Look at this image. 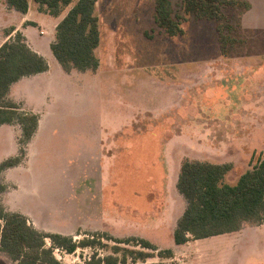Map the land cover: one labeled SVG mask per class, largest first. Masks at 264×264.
I'll use <instances>...</instances> for the list:
<instances>
[{
	"label": "rangeland",
	"instance_id": "obj_1",
	"mask_svg": "<svg viewBox=\"0 0 264 264\" xmlns=\"http://www.w3.org/2000/svg\"><path fill=\"white\" fill-rule=\"evenodd\" d=\"M29 1L33 21L19 33L48 69L7 94L38 116V127L21 163L1 174L5 208L73 241L148 240L157 250L146 263L264 264V221L183 245L174 244L172 223L184 203L172 183L178 160L227 164L223 181L235 184L264 159V0H237L221 9L220 21L180 12L178 36L156 26L154 0H97L99 66L68 72L49 48L54 15ZM172 3L178 11L179 0ZM16 20L0 14V45ZM225 21L235 42L221 46L217 26ZM21 137L19 124L2 127L0 162L19 155ZM101 242L73 254L56 249L54 256L78 264L93 253L112 254L115 243ZM168 249L172 258L156 256ZM0 264L12 262L0 253Z\"/></svg>",
	"mask_w": 264,
	"mask_h": 264
},
{
	"label": "trees",
	"instance_id": "obj_2",
	"mask_svg": "<svg viewBox=\"0 0 264 264\" xmlns=\"http://www.w3.org/2000/svg\"><path fill=\"white\" fill-rule=\"evenodd\" d=\"M47 7L54 16L60 10L73 4L54 30V39L49 44L50 51L65 71H95L99 60L95 50L100 44L98 18L95 14L97 0H34ZM5 4L21 14H26L29 0H4ZM238 4L237 0H179L176 11L172 0H154L153 19L156 26L168 36L183 34L181 27L184 13L194 19L220 21L225 18L223 7ZM233 27L227 23L217 26L221 46L232 44L228 34ZM229 30V32H225ZM15 31L9 30L7 36ZM48 69L46 59L32 50L19 31L0 45V126L17 123L21 127L19 155L0 162V195L6 187L1 181L3 171L21 163L25 157L24 145L28 143L38 127V116L19 108L7 100L11 85L26 76L39 74ZM260 161V162H259ZM227 164L186 160L182 163L176 188L185 200L186 207L173 230L175 245H183L190 240H199L237 232L243 224H262L264 221V159L258 165L243 173L235 184H228L223 178L228 171ZM113 241L110 255L93 253L83 263L78 264H178L156 262L146 263L155 257L151 251L157 248L148 240L129 237L114 239L91 235L79 241L60 233L45 232L35 228L28 218L19 211H10L0 202V253L12 264H62L54 256L58 249L73 254L78 248L95 249L102 246V239ZM50 246H46V240ZM131 245L140 249L122 247ZM159 258H172L170 249L159 251ZM140 262V263H139Z\"/></svg>",
	"mask_w": 264,
	"mask_h": 264
},
{
	"label": "crops",
	"instance_id": "obj_3",
	"mask_svg": "<svg viewBox=\"0 0 264 264\" xmlns=\"http://www.w3.org/2000/svg\"><path fill=\"white\" fill-rule=\"evenodd\" d=\"M69 9H67V11H68ZM67 11L64 13V14H59L58 16H52V17H55L54 19H55V22H54V26H53V33H54V30H55V27H56V25L58 24V22L64 17V15L67 13ZM0 14H3V16L5 15V16H8V17H13V16H15V18L17 19L16 20V23H14L13 25H12V27L15 29V31L12 33V34H14L16 31H21V32H23L24 31V29H21V25H22V23H24V22H29V21H33L31 18V16H30V1H29V8H28V11H27V13L26 14H21V13H17V11H15V10H13V9H10L6 4H5V2H4V0H3V3H1V6H0ZM10 36H13V35H9V36H7V39H8V37H10ZM6 39V40H7ZM33 48V47H32ZM32 50H34L35 52H37L38 54H40V55H42L43 56V54L40 52V50H38L37 48H33ZM44 57V56H43ZM45 58V57H44ZM46 59V58H45ZM47 61V60H46ZM48 64V63H47ZM91 71V70H90ZM43 73V72H42ZM39 74H41V73H39ZM39 74H36V75H39ZM26 77H24V78H21L19 81H21V80H23V79H25ZM19 81H17L16 83H18ZM16 83H14V84H16ZM14 84H13V86H14ZM12 85H11V87H10V89L13 87ZM9 92H10V90H9ZM8 92V93H9ZM5 125H9V124H3V125H1L0 126V130L2 129V127H4ZM10 128H11V126H10ZM8 158V157H7ZM3 160H5V159H3ZM2 160V161H3ZM180 163H181V161H177V164H176V169H175V171H176V173H174V175H175V177H178V175H179V171H180ZM13 168H15V167H13ZM10 170L12 169V168H9ZM8 170V169H7ZM166 174H167V172H165ZM173 183V186H175L176 187V184H177V179L175 180V182L173 181L172 182ZM176 193H177V195L181 198V201L182 202H184L185 203V200L183 199V197H182V195H180L179 194V192L177 191V188H176ZM184 203H182L183 204V207H182V213H181V215L183 214V212H184V210H185V207H186V203L184 204ZM20 212V211H19ZM22 213V212H21ZM23 214V213H22ZM25 214V213H24ZM181 215H180V217H181ZM28 216H30V215H28ZM179 217V218H180ZM179 218H177L176 220H175V222L173 221L172 223H173V228L175 227V224L177 223V221H178V219ZM31 220H33L32 222L34 223V219L33 218H31ZM174 230V229H173ZM66 234H69V233H66Z\"/></svg>",
	"mask_w": 264,
	"mask_h": 264
}]
</instances>
